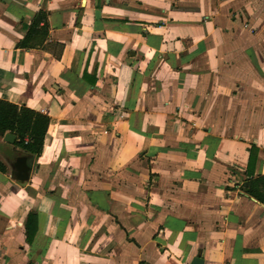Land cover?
Returning <instances> with one entry per match:
<instances>
[{
  "label": "crops",
  "instance_id": "0c3cea01",
  "mask_svg": "<svg viewBox=\"0 0 264 264\" xmlns=\"http://www.w3.org/2000/svg\"><path fill=\"white\" fill-rule=\"evenodd\" d=\"M0 101V264H264V0H0Z\"/></svg>",
  "mask_w": 264,
  "mask_h": 264
},
{
  "label": "trees",
  "instance_id": "16d2710c",
  "mask_svg": "<svg viewBox=\"0 0 264 264\" xmlns=\"http://www.w3.org/2000/svg\"><path fill=\"white\" fill-rule=\"evenodd\" d=\"M48 123L49 119L45 115L0 101V136L3 137L5 132L13 135L15 137L14 147L23 154L31 155L34 158L40 155ZM4 170L5 168L0 162V172H4ZM249 193L256 197L253 192L249 191ZM35 232L36 216L31 213L27 215L24 225L27 243L32 241Z\"/></svg>",
  "mask_w": 264,
  "mask_h": 264
},
{
  "label": "water",
  "instance_id": "95a60500",
  "mask_svg": "<svg viewBox=\"0 0 264 264\" xmlns=\"http://www.w3.org/2000/svg\"><path fill=\"white\" fill-rule=\"evenodd\" d=\"M3 141L13 144L14 136L5 134ZM34 157L31 155L23 154L20 151L16 152L10 158L11 179L19 186L23 187L29 179L32 170ZM191 264H202L200 258H194Z\"/></svg>",
  "mask_w": 264,
  "mask_h": 264
},
{
  "label": "rangeland",
  "instance_id": "374dc122",
  "mask_svg": "<svg viewBox=\"0 0 264 264\" xmlns=\"http://www.w3.org/2000/svg\"><path fill=\"white\" fill-rule=\"evenodd\" d=\"M5 134H9V133L5 132L4 135ZM3 146H4L3 137L0 136V154H1V151L3 149ZM0 162H1V160H0ZM251 189H252L251 192H253L254 194H256L258 191H260L257 194H259L261 196V198H263L264 197V178L260 179L259 184L256 187L251 188Z\"/></svg>",
  "mask_w": 264,
  "mask_h": 264
},
{
  "label": "built area",
  "instance_id": "2783aa9c",
  "mask_svg": "<svg viewBox=\"0 0 264 264\" xmlns=\"http://www.w3.org/2000/svg\"><path fill=\"white\" fill-rule=\"evenodd\" d=\"M219 1L223 2V1H228V0H219Z\"/></svg>",
  "mask_w": 264,
  "mask_h": 264
}]
</instances>
